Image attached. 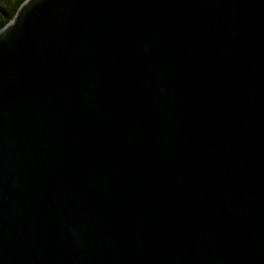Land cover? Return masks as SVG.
Here are the masks:
<instances>
[{
  "label": "water",
  "instance_id": "1",
  "mask_svg": "<svg viewBox=\"0 0 264 264\" xmlns=\"http://www.w3.org/2000/svg\"><path fill=\"white\" fill-rule=\"evenodd\" d=\"M0 264H264V0H24Z\"/></svg>",
  "mask_w": 264,
  "mask_h": 264
},
{
  "label": "trees",
  "instance_id": "2",
  "mask_svg": "<svg viewBox=\"0 0 264 264\" xmlns=\"http://www.w3.org/2000/svg\"><path fill=\"white\" fill-rule=\"evenodd\" d=\"M24 0H0V28L14 15L19 5Z\"/></svg>",
  "mask_w": 264,
  "mask_h": 264
}]
</instances>
